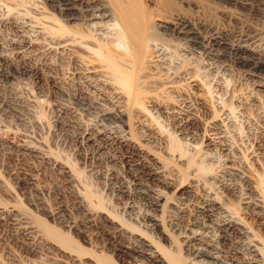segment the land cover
<instances>
[{"label": "bare ground", "instance_id": "bare-ground-1", "mask_svg": "<svg viewBox=\"0 0 264 264\" xmlns=\"http://www.w3.org/2000/svg\"><path fill=\"white\" fill-rule=\"evenodd\" d=\"M2 1L7 14L0 13V131L10 134L0 139V150L6 159L20 165L17 170L7 171L22 191L26 208L13 199L15 195L1 175L0 264L19 261L14 255V248L18 245L35 259L34 264H119L117 260L120 264H264V246L261 247L253 229L245 224L238 211L245 210L264 220V179L257 183L260 200L256 199L250 182L243 180L237 184L239 174L233 173L237 168H249V160H254L253 164L259 163L264 135L254 142L255 149L251 146L249 151L248 140H245L247 135L242 136L229 121V111L234 113L232 106L229 105L232 107L229 110L215 107L214 111L211 108L214 112L209 114L202 111V104L193 103L195 98L192 100L186 90L190 80H187L188 73L177 72L168 63L167 45L164 47L165 44L155 40L156 36L150 33L151 12L144 8L142 1L43 0L46 9L52 13L26 0ZM171 19V26L155 25L166 37L163 43L177 38L204 45L211 55L249 67L254 73L252 76L261 78L257 74L264 71V49L260 47L263 38L259 33L245 32L244 26L238 31L206 26L183 14H174ZM72 23L77 25L70 27ZM53 57L54 60L66 57L72 62L74 72L70 80L75 92L63 89L60 96L62 87L56 72L59 65L53 63ZM147 68L151 71L150 77L162 76V85L156 88L158 92L161 89V95L150 91L152 86H143L147 82L142 81ZM41 71L45 72L43 76L47 81L56 84L57 108L69 116L64 120L59 113L54 128L44 125L37 111L34 112L35 106L40 108L39 105L47 102L46 92L38 90L37 95L33 93L24 98L23 95L27 94L19 90L28 76ZM186 82L188 85L184 88ZM151 94L158 97L157 101L149 98ZM111 107L116 108L114 120L120 125L104 127L103 120L113 114ZM139 110L147 115H153L151 112L155 111L173 121L174 130L182 138L178 139V135L173 136L171 132L167 140H163L162 149L157 150L163 151L166 161L170 160L168 163L175 162V168L170 167V163H163L165 159L158 157L156 151H146L144 146V149H138L133 137L128 139L123 135H128L130 130L126 120ZM94 112L100 114L102 121L99 120V126L92 127L85 118ZM60 126L73 135L83 150H90V157L86 160L91 161V171L111 177V184L116 179L114 166L118 162L109 151L113 146L129 151L131 170L140 167L144 170L142 176L117 179L119 186L115 182L117 187L113 191L116 199L122 201L148 196L150 210L147 220L127 219L129 224L136 222L134 225L145 227L146 230L140 232L147 239L134 233L135 230L126 229L125 220L123 222L103 208V203L97 201L98 195L96 197L84 186L79 173L60 157L58 150L55 151L48 137L59 138ZM188 126H196L198 131L189 130ZM122 127L125 131L120 130ZM200 138L204 142L203 151L199 150ZM145 140L148 145L151 143ZM183 145L197 150V156L187 158L188 149L185 151ZM214 149L222 152L227 167L211 174L212 169L206 166L205 158ZM134 158L139 159L135 161ZM228 165L236 166L232 167L236 169ZM51 175L58 181L61 179L66 186H79L72 191L75 197L72 210L68 207L61 209L60 202L57 208L54 209L55 204L51 207V194L60 200V186L49 188ZM207 176L213 183L203 182ZM241 178L245 179L244 176ZM187 179L190 183L186 185ZM214 184L226 192L227 200L212 191ZM170 191L176 202L172 207L169 205L170 211H166L165 206L171 198L165 199V196ZM190 212L193 217L187 226L183 225ZM165 213L168 214L165 219L172 224L173 237L183 236L180 242L183 255L176 247L171 251L173 253H169L159 244L162 237L158 232L163 231L161 218ZM99 229L112 239H125L120 249L117 248L121 255L119 259H112L105 253L104 246L98 245L96 238L92 237V232ZM149 234L155 237V241ZM165 237L171 241L169 236ZM75 238L83 240L91 249L79 247ZM170 243L173 246V241ZM90 250L94 253H89Z\"/></svg>", "mask_w": 264, "mask_h": 264}, {"label": "rangeland", "instance_id": "rangeland-1", "mask_svg": "<svg viewBox=\"0 0 264 264\" xmlns=\"http://www.w3.org/2000/svg\"><path fill=\"white\" fill-rule=\"evenodd\" d=\"M0 1L3 2L2 0ZM26 1H30L35 6L45 7L43 0H26ZM141 1H142V5L144 4L143 5L144 8H146V10H149V12H151L152 20L149 23L151 26L150 33L152 34L153 37L156 36L154 38L155 40H158L160 43H162V45L165 44L164 47L167 45L165 47L166 48L165 54L167 55L166 58L168 60V63L177 72L181 70V72L188 73L187 74L188 76L189 74H191L189 77L187 76V80L190 79L189 81H187L189 86H187L188 84L186 82L185 83L186 85L184 84L185 85L184 88H186L187 86L186 90L188 89L192 100H194L195 98L193 103L197 102V103L202 104V111L209 113V114L215 111L214 109L215 107H218V108L222 107L227 110H229V108H232V107L234 109L235 107L234 110L232 109L234 113H232L231 111H229L228 113V115L230 116V117L228 116V118L230 119L229 121H231L234 124V126L237 129H239L242 136L247 135L245 137L246 138L245 140L246 141L248 140L246 142L248 144L247 148H250L248 150L251 151V146L255 149L254 145L257 139L260 136L264 135L263 134L264 133V74H263L264 71L261 72L260 74H257V76L261 78H256L255 76H252L254 75V73L251 72L252 70H250L249 67L235 64L230 59H226L223 57L219 58V57L213 56L210 54L209 50L204 45H201V44H190V43L185 42L184 40L177 39V38L171 39L169 41L165 40L163 43L162 40H164L166 37H164L161 34V31L158 30L156 26L157 24L158 25L165 24V25L171 26L172 25L171 18L173 17L174 14L175 15L183 14L189 18L195 19L196 21L202 24H205L206 26L219 27L225 30L238 31L242 28V26H244L245 32H256L260 34V36L263 38L262 39L263 45L261 44L260 47L264 49V0H141ZM1 2H0V13L2 12L1 14H7V10H6L7 7L6 5H2ZM3 4L5 3L3 2ZM45 12L49 13L50 11H48L45 7ZM57 16L59 17L58 20L60 21V15L57 14ZM57 16H55V18ZM74 25L76 26L77 23L75 24L72 23L70 27H75ZM64 58L62 59L60 57H56L55 60H54V57L52 58L53 63L56 66L59 65L57 66L56 72H57V76L58 77L60 76L59 77L60 78V88L62 87L60 89L61 97L63 95L62 93L63 89L64 90L66 89L65 91H68V92H75L74 90L75 88L73 87L74 84L70 80L71 74L74 72V66L72 65V62L70 61V59L68 60V58L66 57ZM44 73H45L44 71H41L39 73L33 74L34 76L32 75L28 76L25 80V83L22 84L24 85L25 88L22 87L21 85L19 90L22 89L21 91L24 92L23 94H27V95H23L24 98L26 96L30 97L31 95H33V93L37 95L38 90H42L46 92L45 93L46 97H48L46 100L47 102H44L43 104L39 105V107L41 106L40 108H38V106H35L37 110L35 109L34 112L37 111V115L38 116L40 115L39 117L41 121H43L44 125L46 126L48 125V127L54 128L56 125L55 123H56V119L59 113H60V117L64 118V120L68 119L69 116L66 115L64 111H62L61 109L59 111V109L57 108L56 101L58 100L57 97L59 96L55 89L56 84L50 81H47L45 77L43 76ZM150 76H151V71L149 70V68H147L144 71V75H143L144 78L142 79V81L145 79V82L146 81L147 82L144 83L143 86L147 88L152 86L153 89H150V91L153 90L154 92L153 91L152 92L155 93V95H157L158 93H159L158 95H161L162 94V92L160 91L161 89L159 88V92H158V89L156 88L162 85V79H163L162 76L161 77L160 75H158L157 77L155 76L156 78H152ZM262 80H263V83H261ZM153 95L154 94H151L149 98L151 100L157 101L158 95L157 96L155 95L153 96ZM223 105L226 107H224ZM229 105L232 107H229ZM115 109H116L115 107L111 109L112 110L111 113H113L111 114L112 116L109 115L108 117L105 118V120H103L102 123L104 124V127H110V126L116 127L120 125L117 123L116 120H114L115 119L114 115L116 113ZM151 111L152 110H150V112ZM136 112L133 115H131L129 119L130 121L126 120V122H128L127 124L130 127V130L128 131L129 132L128 135L126 133H123V135H125L128 139H131V137H133L132 139L134 143L136 141L135 146L138 149H144L145 147L144 150L146 151L147 150L156 151L158 153V157H160L162 160L165 159L163 163L165 162L167 164L170 163L169 164L170 167L172 166V168H175L174 166L175 162L171 161L168 163V161L170 160L166 161L167 158H165V155L163 151L161 150L162 147L164 146L163 140L165 139L167 140L171 132H173V136L177 134V131L174 130L175 126H174L173 121L171 119L167 120V118L162 115H160L162 116L160 117L158 113H156L155 111L151 112L153 113V115L152 114L147 115L148 113L146 114V112L142 110L141 111L139 110ZM97 114L94 112L92 116L91 115L87 116L85 118L86 123H88L92 127L96 124L97 126H99L100 125L99 123H101L102 118L100 114L99 115ZM154 117H156L155 121L157 120L158 122H155L154 120H152L154 119ZM114 122L115 124L112 125V123ZM161 127L163 129H161ZM187 128L189 130L192 129V131H195V132L198 131L197 130L198 128L196 126H188ZM120 130L125 131L123 127ZM161 130H164L166 133ZM0 132H1L0 139L7 137V135L10 134V132L8 133L3 132V131H0ZM161 132H164L165 134ZM131 134L133 135L129 136ZM162 135L166 137H163ZM177 135L179 137V134ZM248 137L250 139H248ZM145 138L147 139V141L150 140L151 143L149 145L147 144V142L145 143L146 141ZM160 138H163V139H160ZM181 138L182 137L180 136L178 139H181ZM160 140L162 141L161 143L163 145H161ZM48 141L50 142L52 141L51 144L54 147L55 151L58 150L57 152L60 154V157L62 159H65L67 164L69 162V166L72 167V169L74 168L73 170L79 173V176L81 180L83 181L84 186L86 185L87 188L90 189L91 192L95 193L96 197L98 195L97 201L98 202L100 201L101 204L103 203L102 204L103 208L106 207L110 212H112V214L123 219V222L126 221L127 223V226L125 225V227H127L126 229H128L131 232H134L135 230L134 233L142 237H145L147 239V237L145 235L143 236L142 232H140V231L146 230L145 227L142 228L141 226L140 228L139 227L140 225L138 224L134 225L136 224V222H132L134 224H129L130 220L128 221L127 219L131 217H132L131 219L138 217L137 219L139 221H142L141 219L147 220L148 210H150L148 196H144L142 198H135L133 200L124 199V201H122V200L116 199V196L114 195L115 192L113 191V189L115 190V187H117V185L119 186L118 180L122 178H126V176L127 178L130 177L131 179H133L135 175L142 176L144 173V170L141 167L135 171L130 169L131 159L129 158L130 155L128 154L129 151H127V149L119 150L117 147L115 148L114 146L112 148H109V151L112 152V154L115 155L116 158H118V162L114 166V177L116 178L114 181V184H115L114 185V184H111V181H109V178L111 177L109 176L103 177V175L101 174L99 175L96 172L91 171V167H90L92 165L91 161L86 160V158L90 157V154H89L90 150H87L86 148L83 150L79 146V144L75 141V138L73 137V135L71 133L65 132V129L62 130L61 126H60L59 138L54 139L52 137H48ZM158 143L160 144L157 145ZM203 143L204 142L201 139L200 146H199L200 151L204 150ZM145 144L146 146L148 145L147 148ZM139 145L140 146L142 145V146L140 147ZM263 146H262L263 151L261 150L262 153L259 151L260 155L258 156L259 157L258 160L260 164L258 163V161L253 164L252 162H254V160H249L248 162L249 168L247 167L245 170L241 168H237V170H235L236 168H232V167H236V166L228 165L229 168L235 170V172H233L231 169H229L230 172L237 173V175L239 174L240 179L236 177V179L238 180V181L236 180L237 181L236 183L240 184L243 182V180L244 181L246 180L248 183L250 182L249 184L255 190L254 195L255 197H257L256 199H260V200H262V198L259 197L261 196V193H259L260 188L257 183L260 181V179L261 180L262 178L264 179V172H263L264 147ZM183 147L185 151L188 149L186 151L188 152L187 154H189L187 158L189 156L190 157L197 156L198 151L197 150L195 151L194 148L190 146H188L187 148V146L185 145H183ZM157 148H161V149L157 150ZM193 150L196 152V154L195 152L193 153ZM3 155L4 153H2V150H0V176L2 175L1 177L5 180L6 184H8L7 185L8 188L10 187L9 190L12 191V193L15 195L14 196L15 198L13 199L16 201L18 200L17 202L18 204H20V206L21 204H23L22 205L23 207L21 206L22 208H26L25 206L26 202L24 201V197L22 196L23 194H21L22 191L19 190L18 186L16 185L15 179L13 177H10V174H9L11 169L17 170V168L20 167V165L18 166L17 162L14 160L6 159L5 156ZM199 157H201V155ZM208 157L205 158V164L210 169H212L211 174H214L217 170H222L227 167L226 163L224 162L225 158L222 152H220L219 150L214 149L213 151L209 152ZM138 159L139 158H134L135 161H138ZM200 159H203V158H200ZM51 176L48 180V182L51 181L48 183L50 187L49 186L48 187L53 189L55 188V186H60V200L58 201L55 194L50 195V198L52 197L51 200L48 199L50 200L49 202L51 204V207H53L55 204L54 209L57 208V205L59 204L58 202H60L61 209H63V207H68L70 209L71 207L73 208L75 204V197H73L72 191L79 189V186L77 185H75L76 187L74 185H73L74 187L66 186V184L62 182L61 179L60 181H58L56 180L55 177L53 178V176L51 178ZM209 176H207L208 178L207 177L204 178L203 182L213 183V181H211L210 179L211 176L210 177ZM242 176H244L245 179L241 178ZM187 181L188 182H185L186 185L190 183L189 179H187ZM115 182L117 183V185ZM149 183H153V182H149ZM215 185L216 184H214V186L212 185V187L215 188L212 191L213 192L215 191L214 193L218 194V196L221 197V199L223 197L222 200L224 201L227 200V198L225 197L226 192H224V190L219 185H216V186ZM168 198H171V200L168 201L169 204L165 206L166 211L168 210L170 211L171 210L170 207H172V203L176 202L175 201L176 198L171 194V191L170 193H168V196H165V199H168ZM55 199L57 201H55ZM164 203L165 201L162 202V204ZM238 211L243 221H245V224H247L249 228L253 229L254 234L257 236L258 240H260L259 242H260L261 247H263L264 246V220L259 219V217L256 215H250L245 210H238ZM155 214L158 215L157 213ZM165 214L166 215L161 218V221L163 224V231L160 230V232H158L162 237L159 244L160 246H162V248L164 249L166 248L165 250L167 251L169 250V253H173L171 251H173V248L176 247L181 252V255H183L182 250H184V248L180 244L183 236H181L178 239L173 237V234L171 231L172 224L170 225V222H168V219H165L166 216L168 215L167 213ZM189 215L190 216H188V218H186V220L183 221V225L187 226V224L189 223L188 221H190L191 217H193L192 216L193 212H190ZM159 216H161V214H159ZM128 224L130 226H128ZM131 225L133 227H131ZM94 231L92 232L93 234L92 237L96 238L95 240L98 243V245L100 244V246L102 247L104 246L103 248L105 249V253L111 256L112 259L114 258V260L119 259L118 257L121 256L119 254L120 253L119 249H120L121 244L125 243V239H122V238L112 239L111 237L107 236L105 232H102L103 230L101 231V229H99L98 231L97 230H94ZM149 235H151V238H152V234H149ZM165 235L169 236L170 240L173 241L172 243L173 246H171V243L169 244V242L171 241L169 240L167 241L165 239L167 238L165 237ZM153 238L155 237L153 236ZM153 238L151 240L155 241V239ZM75 239L77 240V242H79L77 243L79 247H83V248L85 247V248L91 249L90 247H88L87 244H85L83 240L79 238L78 239L75 238ZM148 239L150 240V238ZM14 251H15L14 255L17 256V260H19L20 263L24 262V264H29V263L34 264L33 261L35 259L32 258V256L28 252H26L27 250L25 248L23 249L21 245L15 246ZM93 251L94 250H90L89 253H94ZM117 261L120 264L119 260ZM18 262H15V263L12 262L11 264H18Z\"/></svg>", "mask_w": 264, "mask_h": 264}]
</instances>
